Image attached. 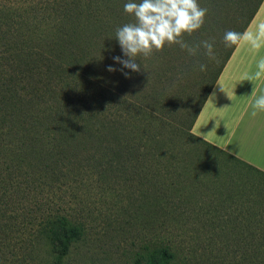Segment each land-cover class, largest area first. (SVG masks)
Returning a JSON list of instances; mask_svg holds the SVG:
<instances>
[{"label": "trees", "instance_id": "16d2710c", "mask_svg": "<svg viewBox=\"0 0 264 264\" xmlns=\"http://www.w3.org/2000/svg\"><path fill=\"white\" fill-rule=\"evenodd\" d=\"M127 2L0 0V235L28 232L46 245L49 264H64L79 243L98 235L96 228L117 237L130 232L117 216L128 201L124 215L156 234L133 264H178L179 242L204 264H264V191H229L234 182L213 177L215 163L192 146L198 142L264 179L191 132L236 45L206 85L198 68L207 59L202 48L192 57L165 45L137 57L139 72L123 69L113 58L126 59L115 31L134 20ZM261 2L199 0L208 9L205 23L183 39L214 40L215 49L233 30L234 14L246 17L243 32ZM105 197L112 207L96 208ZM175 197L181 201L172 203ZM168 220L171 239L164 235Z\"/></svg>", "mask_w": 264, "mask_h": 264}, {"label": "rangeland", "instance_id": "374dc122", "mask_svg": "<svg viewBox=\"0 0 264 264\" xmlns=\"http://www.w3.org/2000/svg\"><path fill=\"white\" fill-rule=\"evenodd\" d=\"M14 1L24 3L32 0ZM224 5L225 3H223V6ZM229 5L230 10L228 11L232 13V9L235 6L231 4ZM234 15L235 18L231 20L228 28L230 29L233 27L234 31L240 32V29L246 22V17L242 15V13L240 15V12H236ZM229 49V47H225L223 40H219L218 46L214 49L217 59L212 61L207 58L204 61L203 64L207 65V70L204 71L205 78L207 79L205 80V85L207 84V81H210L209 78L211 75H214L218 70ZM174 78L171 74V85ZM241 100L242 98L239 100V104L241 103ZM238 107L239 106L235 107V109ZM192 146L195 155L201 157L203 161L215 163L213 166L214 169L211 172L213 177L218 174L222 180H232L234 182L230 184L233 188H229V191H234L235 189H238V191L251 190L252 192L264 191V179L260 176L253 172L247 173L241 165L236 164L224 155L219 154L198 142L195 143V141H192ZM114 188L115 186L112 183L107 185V189L109 190L107 196L110 198L115 192ZM224 189H226V187H224ZM204 190L207 192V188ZM121 192L122 191L120 190V193ZM116 196L119 197L118 193ZM109 197H105L104 203L101 205L98 203L95 207L99 208L101 206L104 210L110 209L114 201ZM179 199L181 198L175 197L172 200V203L181 201ZM184 201L186 200L184 199ZM204 202L206 203V201ZM188 203H190V201ZM215 203L226 204L227 202H212V204ZM129 204L128 201H124L122 212L118 213V215L114 213V215L120 216V220H125L126 224H129L127 228L130 229V232L121 233L119 235L120 237H117L116 233L111 230L105 233L104 230H97L96 228L95 230L98 235L94 236L93 234L89 239L79 243L77 248L73 249L67 259L64 260V264H133V257L137 252H141L143 243H147L150 239V235H152L153 238L156 234H153L154 231L151 230L152 225H147L145 222L136 223L134 219L125 216L127 212H131L132 208ZM166 226L168 227V230L164 235L171 239V220H168ZM110 228H112V226ZM177 246H179L178 254L180 257L178 264H204V260L199 255L193 256L190 251V246L187 243L179 242L177 243ZM49 262L50 255L48 254L46 245L42 241H35L31 238L30 233L13 231L0 235V264H49Z\"/></svg>", "mask_w": 264, "mask_h": 264}, {"label": "crops", "instance_id": "0c3cea01", "mask_svg": "<svg viewBox=\"0 0 264 264\" xmlns=\"http://www.w3.org/2000/svg\"><path fill=\"white\" fill-rule=\"evenodd\" d=\"M261 22H264V0L246 29L255 31ZM261 57H264V46L258 52L247 44L235 46L191 132L264 173V109L253 108L255 100L264 94V75L260 79L254 76ZM213 95L212 103L208 102ZM254 110L257 114L252 116Z\"/></svg>", "mask_w": 264, "mask_h": 264}, {"label": "clouds", "instance_id": "9594fccd", "mask_svg": "<svg viewBox=\"0 0 264 264\" xmlns=\"http://www.w3.org/2000/svg\"><path fill=\"white\" fill-rule=\"evenodd\" d=\"M124 11L134 20L118 27L115 39L118 41L122 54L126 59L114 57V61L122 65L123 69L139 72L141 65L136 61L138 56L150 57L154 52L161 51L165 45H177L186 50L189 56L195 57L200 49L209 60L215 61L214 40H202L190 45L183 39L184 34L191 35L200 30L205 23L208 9L201 7L199 0H128ZM225 47L247 44L251 50L258 52L264 46V22L256 25L255 31L251 28L243 32L227 30L223 36ZM256 79L264 75V57L256 64ZM199 71L207 70V65L198 64ZM108 71L115 68L109 66ZM127 76V73H123ZM150 79V77H149ZM251 95H254V90ZM214 95L209 97L212 103ZM254 109H264V94L260 95L253 105ZM257 113L254 110L251 115Z\"/></svg>", "mask_w": 264, "mask_h": 264}]
</instances>
